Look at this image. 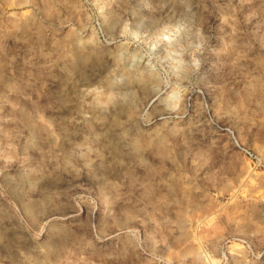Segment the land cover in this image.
<instances>
[{
  "label": "rangeland",
  "instance_id": "374dc122",
  "mask_svg": "<svg viewBox=\"0 0 264 264\" xmlns=\"http://www.w3.org/2000/svg\"><path fill=\"white\" fill-rule=\"evenodd\" d=\"M0 264H264V0H0Z\"/></svg>",
  "mask_w": 264,
  "mask_h": 264
},
{
  "label": "built area",
  "instance_id": "2783aa9c",
  "mask_svg": "<svg viewBox=\"0 0 264 264\" xmlns=\"http://www.w3.org/2000/svg\"><path fill=\"white\" fill-rule=\"evenodd\" d=\"M238 150L248 159L250 160V162H254L257 161V157L254 156L249 150H247L246 148L236 144Z\"/></svg>",
  "mask_w": 264,
  "mask_h": 264
},
{
  "label": "bare ground",
  "instance_id": "6f19581e",
  "mask_svg": "<svg viewBox=\"0 0 264 264\" xmlns=\"http://www.w3.org/2000/svg\"><path fill=\"white\" fill-rule=\"evenodd\" d=\"M110 95V94H109ZM11 186V185H10ZM25 209V211H27L28 209H27V206H26V208H24ZM29 209H31V208H29ZM28 212H30V210L28 211Z\"/></svg>",
  "mask_w": 264,
  "mask_h": 264
}]
</instances>
